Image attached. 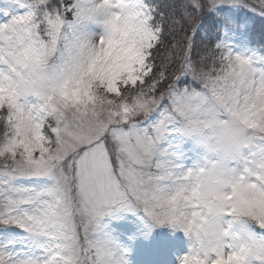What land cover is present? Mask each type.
<instances>
[{"label": "snow or ice", "instance_id": "snow-or-ice-1", "mask_svg": "<svg viewBox=\"0 0 264 264\" xmlns=\"http://www.w3.org/2000/svg\"><path fill=\"white\" fill-rule=\"evenodd\" d=\"M237 8L0 0V264H130L128 216L264 264V51L196 41Z\"/></svg>", "mask_w": 264, "mask_h": 264}, {"label": "rangeland", "instance_id": "rangeland-1", "mask_svg": "<svg viewBox=\"0 0 264 264\" xmlns=\"http://www.w3.org/2000/svg\"><path fill=\"white\" fill-rule=\"evenodd\" d=\"M253 12L246 8L226 9L227 21L232 23L227 26L228 35L226 39L233 42L235 50L251 54L248 42L253 21L250 14ZM255 14V13H253ZM127 221L118 228L121 239L128 248L126 258L130 264H179L178 257L188 254L192 241L184 234H176L175 245L180 248L178 253L173 252L172 245L166 241L165 232L159 233L160 238H155L154 232L149 235L150 230H143L142 221L137 218V224ZM143 231L145 234H143ZM174 241V240H173Z\"/></svg>", "mask_w": 264, "mask_h": 264}, {"label": "clouds", "instance_id": "clouds-1", "mask_svg": "<svg viewBox=\"0 0 264 264\" xmlns=\"http://www.w3.org/2000/svg\"><path fill=\"white\" fill-rule=\"evenodd\" d=\"M186 255V254H185Z\"/></svg>", "mask_w": 264, "mask_h": 264}]
</instances>
